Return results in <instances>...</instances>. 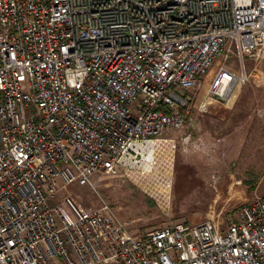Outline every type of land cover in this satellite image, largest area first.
<instances>
[{"label":"built area","instance_id":"built-area-1","mask_svg":"<svg viewBox=\"0 0 264 264\" xmlns=\"http://www.w3.org/2000/svg\"><path fill=\"white\" fill-rule=\"evenodd\" d=\"M260 63L264 0H0V264H264V194L142 232L67 192L68 217L46 206L105 174L168 209L179 89L209 73L204 112Z\"/></svg>","mask_w":264,"mask_h":264},{"label":"rangeland","instance_id":"rangeland-1","mask_svg":"<svg viewBox=\"0 0 264 264\" xmlns=\"http://www.w3.org/2000/svg\"><path fill=\"white\" fill-rule=\"evenodd\" d=\"M251 74L226 102L209 104L204 112L196 109L209 73L194 89H179L190 99V112L182 130L168 134L177 142L168 209H161L126 177L105 174L92 177V189L68 186L46 206L68 217L60 200L67 192L81 207L106 204L118 219L132 220L131 229L137 232L233 217L253 195L264 194V64Z\"/></svg>","mask_w":264,"mask_h":264},{"label":"crops","instance_id":"crops-1","mask_svg":"<svg viewBox=\"0 0 264 264\" xmlns=\"http://www.w3.org/2000/svg\"><path fill=\"white\" fill-rule=\"evenodd\" d=\"M181 130H182V128H181ZM181 130H179V131H181ZM179 131H178V132H179ZM176 133H177V132H176Z\"/></svg>","mask_w":264,"mask_h":264}]
</instances>
